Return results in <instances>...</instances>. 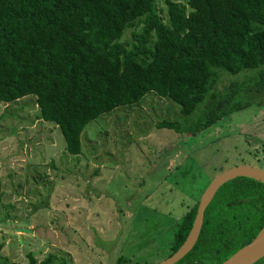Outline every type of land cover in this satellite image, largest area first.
<instances>
[{"label": "trees", "instance_id": "1", "mask_svg": "<svg viewBox=\"0 0 264 264\" xmlns=\"http://www.w3.org/2000/svg\"><path fill=\"white\" fill-rule=\"evenodd\" d=\"M163 2L166 21L157 0H0V102L34 95L39 117L78 155L91 120L151 91L178 105L181 119L157 127L179 134L200 132L249 104L239 97L264 92V0ZM198 202L176 222L166 257L188 236ZM263 226L264 183L236 177L218 189L197 242L175 264H220ZM28 257L55 264L54 255Z\"/></svg>", "mask_w": 264, "mask_h": 264}, {"label": "rangeland", "instance_id": "2", "mask_svg": "<svg viewBox=\"0 0 264 264\" xmlns=\"http://www.w3.org/2000/svg\"><path fill=\"white\" fill-rule=\"evenodd\" d=\"M156 8L166 21L163 0ZM242 73L223 76L218 88ZM35 98L0 102V264H30L28 254L38 262L54 255L55 264L157 263L216 175L240 164L264 169V92L239 97L249 104L200 132L179 134L157 127L181 119L178 105L151 91L91 120L78 155L39 117Z\"/></svg>", "mask_w": 264, "mask_h": 264}, {"label": "water", "instance_id": "3", "mask_svg": "<svg viewBox=\"0 0 264 264\" xmlns=\"http://www.w3.org/2000/svg\"><path fill=\"white\" fill-rule=\"evenodd\" d=\"M236 177H248L264 183V169L253 165L240 164L222 170L216 175L199 199L192 228L185 241L174 253L156 264H175L193 248L202 228L206 208L212 201L218 189L226 182ZM20 231H28V229H21ZM262 257H264V226L251 242L236 250L220 264H253Z\"/></svg>", "mask_w": 264, "mask_h": 264}]
</instances>
